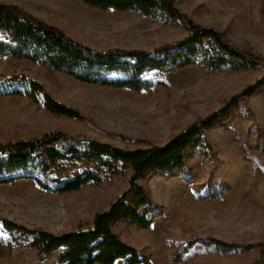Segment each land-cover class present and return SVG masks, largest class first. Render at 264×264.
Wrapping results in <instances>:
<instances>
[{"label": "rangeland", "instance_id": "rangeland-1", "mask_svg": "<svg viewBox=\"0 0 264 264\" xmlns=\"http://www.w3.org/2000/svg\"><path fill=\"white\" fill-rule=\"evenodd\" d=\"M0 1L19 6L96 50H153L188 34L179 20L103 12L79 0ZM175 1L196 24L220 32L234 47L264 59V0ZM15 73L38 81L83 119L57 117L22 96H3L0 143L59 132L124 149L163 145L197 119L221 109L225 101L241 97L227 120L205 132L210 144L207 154H190L189 179L150 174L140 181L162 207L151 228L118 224L114 231L150 256L151 264H256V249L221 254L197 243L182 261L174 253L200 237L238 245L264 242V91L244 92L264 74V68L209 71L193 65L168 73L154 71L147 79L165 85L142 93L85 84L30 61L0 60V77ZM127 187L128 176H117L101 186L57 195L21 180L0 185V217L53 233L87 228L94 215ZM218 191H224L220 200H202ZM58 257L51 256L45 264H53ZM35 263L31 250L15 249L9 256L7 248H0V264Z\"/></svg>", "mask_w": 264, "mask_h": 264}, {"label": "trees", "instance_id": "trees-1", "mask_svg": "<svg viewBox=\"0 0 264 264\" xmlns=\"http://www.w3.org/2000/svg\"><path fill=\"white\" fill-rule=\"evenodd\" d=\"M103 12H131L143 17L179 20L187 27V36L175 43L153 50H96L72 39L65 31L37 18L17 5L0 1V60L12 58L30 61L55 70L79 82L142 93L164 82L147 79L158 71L168 73L189 66L209 71L230 68H264V59L228 43L223 35L193 22L182 13L175 0H79ZM264 91V74L244 92ZM249 94V93H248ZM22 96L57 117L82 120L81 113L55 99L38 81L24 73L0 77V97ZM241 97L225 101L223 107L190 126L163 145L124 149L96 140L80 139L63 133L0 143V185L33 181L40 188L57 195L80 191L87 186H101L117 176H128V187L106 209L98 211L87 228L53 233L43 228L0 217V248L9 256L15 249L35 253L36 263L45 264L59 254L53 264H151L150 256L125 243L114 231L118 224L150 229L162 214L147 188L140 181L150 174H171L189 179L187 161L192 152L204 155L210 144L205 132L227 120ZM224 191L202 200L218 201ZM202 244L221 254L256 249V264L264 263V242L238 245L211 237L196 238L178 248L177 260L185 259L195 244ZM176 247V246H175Z\"/></svg>", "mask_w": 264, "mask_h": 264}, {"label": "snow or ice", "instance_id": "snow-or-ice-1", "mask_svg": "<svg viewBox=\"0 0 264 264\" xmlns=\"http://www.w3.org/2000/svg\"><path fill=\"white\" fill-rule=\"evenodd\" d=\"M0 235H2V233H0Z\"/></svg>", "mask_w": 264, "mask_h": 264}]
</instances>
